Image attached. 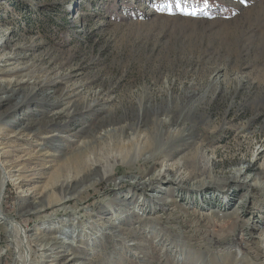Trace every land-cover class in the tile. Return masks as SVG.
<instances>
[{
  "label": "rangeland",
  "instance_id": "374dc122",
  "mask_svg": "<svg viewBox=\"0 0 264 264\" xmlns=\"http://www.w3.org/2000/svg\"><path fill=\"white\" fill-rule=\"evenodd\" d=\"M263 15L264 0H0V204L7 208L0 213V264H22L23 259L27 264H80L96 257L94 252L103 245L109 251L120 246L118 238L111 236L114 229L109 223L94 231L88 227L92 220L104 221L102 216L114 213L118 206L111 201L114 194L127 188H112L113 184L104 182L91 188L90 181L69 187L68 170L60 169L68 151L83 141L71 128L78 123L90 126L100 115L94 119L87 114L90 111H80L59 119L53 116L63 108L71 110L86 101L92 104L91 95L102 97L99 108L108 109L128 90H191L197 96L206 93V101L216 91H238L228 103L221 93L208 107L215 113L208 149L227 144L229 156H239L250 148L246 135L264 144L261 120L239 134L230 129L251 116L242 107V98L264 90V57L259 61L256 51L247 49L260 43ZM220 67L224 82L216 83L213 76ZM59 96L63 97L61 104L57 103ZM259 101L264 103V99ZM228 104L237 111L229 110ZM66 119L68 125L61 126L60 120ZM108 128L100 126L96 135ZM49 135L55 136L46 138ZM97 143L91 150L103 146ZM261 157L258 162H264V154ZM1 166L8 177L4 185ZM255 183L252 179L241 190L260 209L246 221L255 229L247 234L244 229H227L221 232L222 238L213 236L224 244L213 245V254L226 256L223 249L235 246L232 241L237 237L258 244L252 248L262 256L254 260L253 251L247 255L249 262L264 259V184L260 188ZM225 191L218 192L220 199L229 197L230 191ZM175 195L154 208L156 215L151 216L159 221L150 218L149 226L162 229L180 246L192 248L189 252L208 254L212 239L207 238L205 246L194 244L182 227L167 221L166 210L175 208L172 215L181 214V223L189 225L193 218L200 220L202 211L209 214L211 206L202 202L183 205ZM65 197V203L53 202ZM136 198L143 199L139 191ZM49 202L53 203L48 206ZM104 206H110L109 214ZM194 212L200 213L198 218ZM2 215L9 220L2 221ZM238 215L241 220L247 216ZM224 224L217 226L225 228ZM118 225L115 218L113 226ZM13 226L21 229L28 249L11 236ZM83 230H89L92 238H85ZM10 240L18 246L15 252L7 245ZM66 241L73 242L76 253ZM235 255L240 256L237 251ZM108 257L118 256L110 253Z\"/></svg>",
  "mask_w": 264,
  "mask_h": 264
},
{
  "label": "bare ground",
  "instance_id": "6f19581e",
  "mask_svg": "<svg viewBox=\"0 0 264 264\" xmlns=\"http://www.w3.org/2000/svg\"><path fill=\"white\" fill-rule=\"evenodd\" d=\"M247 49L256 51L257 60L263 59L264 25L260 33V43L256 47L248 46ZM221 69L222 67L213 76L216 83L221 82ZM243 81L245 79L241 78V82ZM223 82L222 80L221 83ZM221 93L224 103H228V99H236L238 95V91L226 89L216 91L212 98L218 99ZM197 94L195 95L191 90H159L155 93L146 90L139 92L128 90L121 92L118 101L108 109L99 108L100 103L98 102L102 97L94 94L91 95V99L94 101L92 104L86 101L83 105L72 107L71 110L63 108L54 114L53 117L56 119L65 117V115H74L80 111H90L87 114L94 116V119L100 115L96 122L92 119L93 123L90 126L78 123L71 128L76 129L73 135L82 136L83 141L76 143V146L69 151L67 148H63L68 151V156L61 163L60 169L68 170L66 184L69 187H74L77 184L82 185L90 181L93 184L91 188L98 182H104L106 185L113 184L112 188H127L125 191H117L114 194L115 197L111 201L114 204L118 203L115 212L107 217L102 216L104 221L92 220L94 223L88 228L90 231H94L105 227V223H109L108 226L112 225L114 229L111 236L118 238L121 243L128 240H132V242L125 246L119 242V247L109 248L111 251L107 249L106 245H103L94 252L96 257H90V260L80 262V264H264V259L254 261L262 255L256 254L252 247L256 248L258 244L252 241H239L236 237L232 243L237 247L229 246L223 249V253L226 255L223 257L217 253L213 254L211 248L213 245L224 246L213 239V236L222 238L224 235L221 232L224 230L244 229L243 234H247L255 229L250 221L260 209L254 206L241 190L252 179H256L255 184H259V187L263 188L264 162L258 161L264 154V144L256 140L255 136L248 137L246 135L245 139L250 148H248V152L239 156H229V145L227 144H220L208 149V138L212 136L210 132L215 130V126L209 129L212 115L214 116L215 113L211 114L208 107L210 108L214 101L213 99L206 101V93L201 92L198 96ZM62 99L63 97L59 96L57 103L61 104ZM261 99H264L263 89L257 91L254 97L249 94L243 97L241 105L251 116L238 126L230 125V129L236 130V133L239 134L244 130L255 128L253 124L259 120L264 124V103H260ZM228 109L232 112L237 111L233 110V106L230 104H228ZM244 114L247 113L244 112ZM58 122L55 121V123ZM68 122V119L60 120L61 126ZM103 125L110 126V128L104 130L101 135H96L97 129ZM53 136L49 135L46 138L51 137L52 139ZM84 137L86 138L84 139ZM51 139L48 141L50 142ZM232 140L235 141L236 138L234 137ZM97 142L102 143L103 146L91 150L95 145H98ZM2 169L4 168L2 167ZM5 170H3L2 185L5 180H8ZM259 179H262L261 182H258ZM151 190L154 192H150ZM225 190L230 191L229 197L220 199L218 192H226ZM137 191L141 193L143 199L136 198ZM172 194H176L178 201H181L183 205L202 202L203 205L211 206L209 214L200 211L202 215L200 220L194 222L193 218L189 225L181 223V214L176 212L173 214L174 216L172 215L173 211H177L175 208L166 210L167 221L176 222L182 227L185 237L191 241L194 240V244L205 246L208 244L206 239H212L210 244L212 246L208 245V254L189 252L193 249L187 245L180 246L179 243L171 240L162 229L161 231L149 226L148 219L152 218L151 214L154 217L156 215L154 208L164 205L167 197H171ZM119 198L126 201L120 202ZM63 199L58 198L53 202L61 204L68 200L66 197ZM0 200L2 199L0 198ZM233 201L234 204L231 205ZM53 202H49L48 206ZM225 205L229 206V209H226ZM108 207L110 206H104L106 214H109ZM182 208L187 210V207L182 206ZM3 210H7V208L0 204L1 214H3ZM194 213H196L195 218H198L200 213ZM238 214L248 217L241 220L242 217ZM232 216H235L234 219H230ZM2 217V221L9 220L3 215ZM115 218L118 223L120 222V226H113ZM152 219L159 221L156 218ZM177 219H180V222ZM247 220L250 221L247 223ZM10 221L19 225L14 219H10ZM223 223L227 224L225 228L217 226V224ZM89 230L82 231L83 236L87 239L92 238L89 236L91 234ZM10 233L11 236L20 240L21 247L28 249L24 241V234L18 226H13ZM80 241L86 242L84 239H80ZM8 242L10 244L7 245L15 252L18 246H15L14 240ZM66 242L68 245H72V249L76 253L73 242ZM253 244L254 246H252ZM84 250H88V248ZM235 250L239 252L240 256L235 255ZM253 251L254 260L249 259L252 263L247 260V255H251ZM110 253H114L118 257L110 258L108 257ZM17 257L18 255L16 260ZM75 257L76 255L73 258ZM22 264H27L24 259Z\"/></svg>",
  "mask_w": 264,
  "mask_h": 264
}]
</instances>
